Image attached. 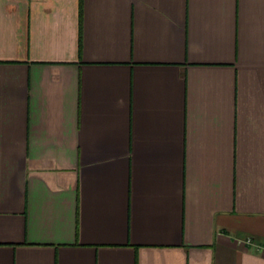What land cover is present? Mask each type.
<instances>
[{"label":"crops","instance_id":"0c3cea01","mask_svg":"<svg viewBox=\"0 0 264 264\" xmlns=\"http://www.w3.org/2000/svg\"><path fill=\"white\" fill-rule=\"evenodd\" d=\"M0 264H264V0H0Z\"/></svg>","mask_w":264,"mask_h":264}]
</instances>
